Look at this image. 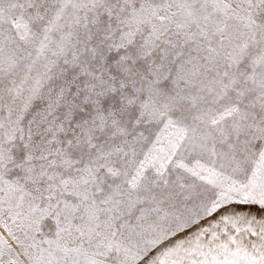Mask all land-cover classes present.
I'll use <instances>...</instances> for the list:
<instances>
[{
  "label": "snow or ice",
  "instance_id": "obj_1",
  "mask_svg": "<svg viewBox=\"0 0 264 264\" xmlns=\"http://www.w3.org/2000/svg\"><path fill=\"white\" fill-rule=\"evenodd\" d=\"M0 264H264V0H0Z\"/></svg>",
  "mask_w": 264,
  "mask_h": 264
}]
</instances>
